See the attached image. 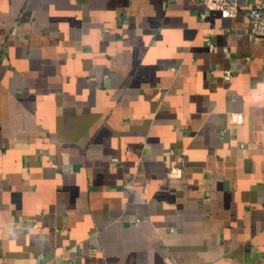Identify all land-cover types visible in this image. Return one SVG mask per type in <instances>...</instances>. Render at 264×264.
<instances>
[{
	"label": "crops",
	"instance_id": "1",
	"mask_svg": "<svg viewBox=\"0 0 264 264\" xmlns=\"http://www.w3.org/2000/svg\"><path fill=\"white\" fill-rule=\"evenodd\" d=\"M257 2L0 0V264H264Z\"/></svg>",
	"mask_w": 264,
	"mask_h": 264
},
{
	"label": "built area",
	"instance_id": "2",
	"mask_svg": "<svg viewBox=\"0 0 264 264\" xmlns=\"http://www.w3.org/2000/svg\"><path fill=\"white\" fill-rule=\"evenodd\" d=\"M206 3L207 10L210 11L212 8H217L221 11L224 17L237 16L241 7L239 0H203ZM206 12L203 15H206ZM247 14L251 19L250 31L253 35L264 37V4L261 2L255 3L250 9L247 10ZM208 45L211 50L215 51L218 49L217 44L213 40L208 41ZM228 50L227 47H225ZM220 69L214 68L213 72L217 73ZM223 74L227 79L233 77V71L230 68L223 69ZM243 117L241 114L237 116V121L241 122ZM172 173L176 178H182L184 173L181 167H173ZM125 186L131 188L133 186L132 181H126Z\"/></svg>",
	"mask_w": 264,
	"mask_h": 264
}]
</instances>
